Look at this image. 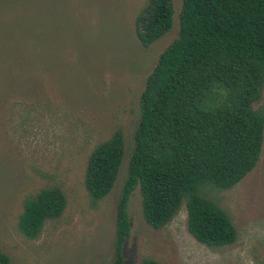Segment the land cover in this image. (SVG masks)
<instances>
[{
	"label": "rangeland",
	"instance_id": "obj_1",
	"mask_svg": "<svg viewBox=\"0 0 264 264\" xmlns=\"http://www.w3.org/2000/svg\"><path fill=\"white\" fill-rule=\"evenodd\" d=\"M183 1L173 0L172 29L145 47L136 17L146 0H0V247L12 264L114 260L141 95L161 53L180 34ZM254 105L264 106V91ZM117 130L126 147L119 176L95 200L85 185L88 159ZM48 186L63 189L66 209L30 239L18 228L25 197ZM211 196L233 218V244L198 241L185 206L169 224L153 228L137 188L122 264H142L145 257L161 264H264V146L251 172Z\"/></svg>",
	"mask_w": 264,
	"mask_h": 264
},
{
	"label": "trees",
	"instance_id": "obj_2",
	"mask_svg": "<svg viewBox=\"0 0 264 264\" xmlns=\"http://www.w3.org/2000/svg\"><path fill=\"white\" fill-rule=\"evenodd\" d=\"M173 0H146L136 32L149 47L174 24ZM264 0H184L180 34L161 53L141 95L135 148L117 208L115 258L122 264L131 232L128 210L139 188L143 214L153 228L169 224L183 206L188 229L210 246L233 244L238 230L211 196L230 189L257 165L264 146ZM121 130L97 144L85 185L100 200L113 189L125 156ZM58 186L25 197L20 232L40 236L67 206ZM0 264H12L0 247ZM142 264H161L145 257Z\"/></svg>",
	"mask_w": 264,
	"mask_h": 264
}]
</instances>
